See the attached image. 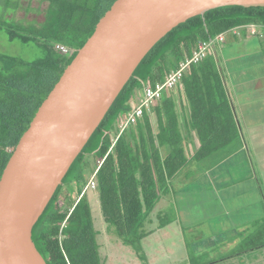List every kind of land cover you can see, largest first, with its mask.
Segmentation results:
<instances>
[{
  "label": "trees",
  "instance_id": "trees-1",
  "mask_svg": "<svg viewBox=\"0 0 264 264\" xmlns=\"http://www.w3.org/2000/svg\"><path fill=\"white\" fill-rule=\"evenodd\" d=\"M5 1L7 8L10 0ZM39 1L47 3L48 8L44 22L38 27L0 19V33L10 42L34 44L42 51L41 57L32 62L0 55V180L42 104L118 0ZM15 3L17 11L19 4ZM249 26L264 28V8L214 10L180 25L149 52L33 229V243L46 264H103L92 218L89 198L92 192L98 196L105 224L114 228L124 245L131 246L138 254L142 252L141 242L152 234L146 227L154 226L151 214L165 196L174 192L171 182L186 166L187 159L171 99L159 100L151 110L150 115H156L158 120L156 134L145 113L135 127L120 137L107 156L119 133L120 119L131 111L132 103H137L140 87L155 88L163 84L170 72L192 57L200 42ZM57 46L69 49L72 54L64 55ZM219 61L216 56L214 60L207 58L192 66L182 82L190 107V126L201 143L194 155L198 163L228 150L239 139L236 120L220 83ZM164 148L167 154L163 158L161 149ZM106 156L97 176V189L83 195L92 168L94 172L97 163ZM84 170L88 171L85 175ZM165 215L163 219L157 218L160 220L157 230L172 224L168 211ZM262 243L264 230L260 228L240 248L249 244L250 249L256 244L263 247Z\"/></svg>",
  "mask_w": 264,
  "mask_h": 264
},
{
  "label": "water",
  "instance_id": "water-1",
  "mask_svg": "<svg viewBox=\"0 0 264 264\" xmlns=\"http://www.w3.org/2000/svg\"><path fill=\"white\" fill-rule=\"evenodd\" d=\"M264 0H118L19 142L0 180V264H46L33 229L149 52L191 19Z\"/></svg>",
  "mask_w": 264,
  "mask_h": 264
},
{
  "label": "rangeland",
  "instance_id": "rangeland-1",
  "mask_svg": "<svg viewBox=\"0 0 264 264\" xmlns=\"http://www.w3.org/2000/svg\"><path fill=\"white\" fill-rule=\"evenodd\" d=\"M16 1L19 4L17 11L15 10ZM5 4V0H0V19H6L9 22L23 26L34 25L38 27L41 25L45 20V14L48 8L47 3H42L39 0H10L7 8H5ZM245 31H247L246 33L249 35L248 40L250 42H248V46L241 44L239 47H235V44L229 40L228 43L221 47L215 46V50L217 51L220 60L219 67L223 65L224 60L227 61L236 58L245 50H263V33L258 32V34L251 35L249 29H246ZM0 55L32 62L41 57L42 51L34 44L23 45L18 41L10 42L5 34L0 33ZM207 58L214 60L215 56L212 49ZM143 91L144 87L138 89V92L142 96ZM170 93L171 92H163L162 100L168 98ZM228 108H232L231 103H229ZM239 123L242 124V122ZM111 130H113V127ZM238 141L243 142L241 135ZM164 154L165 153L162 152L163 156ZM238 156H240V154H237L235 158L231 159L229 162V164H231L230 168L232 173L235 174V177H238L239 181H253V187L255 189L247 190V197H244V201L240 202L243 203V207L249 209L250 213L246 216H242L238 221L231 220V223L232 225L234 223L238 224L236 227L246 221L254 225L258 220V214L259 226L264 230V216L262 219V207H264V162L260 161L259 154H256V158L252 153L248 155L246 152V157L242 154L246 159L245 161H242V163L241 157L237 159ZM220 158V155H216L212 160L208 159L196 165L195 178L202 177L206 175V173L209 175L208 166L210 168L214 167V164L218 163ZM222 170V168H219L216 172L220 173ZM82 173L85 175L88 171L84 170ZM86 177L87 175L85 178ZM204 185L205 184L201 186L198 183L192 186H185V191L183 193H175L172 200V211H168V216L173 219L177 213H180V224L177 227L165 229L160 237L155 239L153 237L141 242V248H143V250L140 254H138L131 246L124 245L116 235L114 228L105 224L101 215L97 194L94 192L91 194L89 193V198L92 203V218L97 233V243L100 247L102 263L264 264V243L261 244L263 247H256L257 244L252 245L253 248H257L255 250H252L253 248L250 249L251 244L235 250H232L231 244L225 245L228 242H223L225 236H223L221 232L222 227L226 225L227 220L226 218H223L220 213L222 208L219 202L213 197H210V194L212 196L214 195L209 193L207 183L205 186ZM214 189L215 185L212 184L211 191H215ZM219 198H221V195ZM165 202L166 200L161 202L151 214L154 226L148 225V227H146L147 232L153 231L159 225L160 220L157 219L158 217L163 219L164 216H166V211L164 210L168 209V207ZM210 202H213V204L216 205V208H213L214 220L209 217L211 210ZM225 210H227V207H225ZM216 211H219V213H216ZM250 214L252 219L250 218ZM180 230L182 233H180ZM216 233L221 234V236H217ZM211 236L212 238H210ZM244 244L245 243L242 245ZM236 254L239 256L233 258Z\"/></svg>",
  "mask_w": 264,
  "mask_h": 264
},
{
  "label": "crops",
  "instance_id": "crops-1",
  "mask_svg": "<svg viewBox=\"0 0 264 264\" xmlns=\"http://www.w3.org/2000/svg\"><path fill=\"white\" fill-rule=\"evenodd\" d=\"M245 30L246 29H238L236 30V34L228 35L226 43H228L229 40L230 42L235 44V47H239L241 44L248 46V42H250L248 40L249 35H247V31L245 32ZM255 31L256 34H258V32H262L264 35V28L261 26H255ZM214 55L218 58L217 51H215ZM263 63V50H245L241 52L236 58H232L231 60L227 61L224 60L223 65L219 67L218 72L221 79L220 83L222 85V88L224 89L228 103L232 104L230 113L233 114L236 120V124L238 126V134L239 137L241 135L243 142L237 141L236 144L230 147L228 150L217 153L216 155H220L221 158L218 163L214 164V167L210 168L208 166L209 175H207L206 173V175L202 177L195 178L196 165H198L199 163L194 160V155L200 149L201 143L196 131H193L190 126V107L185 97L183 86L179 87L180 89L172 91L168 98H166L167 100L171 99L174 103V106H176L175 112L179 123L180 134L183 139V149L187 159V164L182 169V171L173 178L171 182L174 192H172L171 194L169 193V195L165 196L162 200V202L166 200L165 204L168 207V209L164 211H169V207L172 208V200L175 193H183L185 191V186H192L198 183L202 186L203 184L206 185L207 183L209 193H212L214 195L212 196L210 194V197H213L219 202L222 208L220 213L222 214V217L226 218L227 220L226 225L222 227L221 234L225 236V238H223V242H228L225 245L231 244L232 250L240 248L242 244L246 242V240H248L252 235H254L255 232H258V230L260 229L258 223V214V220L254 225L246 221L242 223L243 225L240 224L238 227H236V225L238 224L234 223L232 225L231 223V220L238 221V219H241L242 216H246L248 215V213H250L249 209L243 207V203L240 202H243V198L247 197V190H254L255 188L253 187V181H239L238 177H235V174L232 173L230 168L231 164H229V162L231 159H234L237 154H240L237 159L241 157L242 163V161L246 160L242 156V154H244V156L246 157V152L248 155L252 153L255 158L256 154H259L260 161L264 162ZM173 92L176 94H174ZM239 122H242V124H240ZM151 123L154 133L156 134L158 129V120L156 115H154V117L152 118ZM162 152L165 153L164 156L162 155V157L164 158L167 154L166 148L161 149V153ZM216 155L210 157L209 160L215 158ZM219 168L223 169L220 173L216 172V170ZM212 184L215 185V191H211ZM220 195L221 198H219ZM215 206L216 205H214L213 202H210L211 210L209 217L213 220L215 218L213 216V208H216ZM225 207H227V210H225ZM262 208L263 219L264 207ZM219 211H216V213H219ZM180 216V213H177L172 219V224L165 229L170 227H177L180 224ZM250 218L252 219L251 214ZM156 228L151 231L152 234L145 240L151 239L153 237L155 239L163 234V231L165 229L157 230ZM180 233H182L181 230ZM221 234L216 233L217 236H221ZM210 238H212V236Z\"/></svg>",
  "mask_w": 264,
  "mask_h": 264
},
{
  "label": "built area",
  "instance_id": "built-area-1",
  "mask_svg": "<svg viewBox=\"0 0 264 264\" xmlns=\"http://www.w3.org/2000/svg\"><path fill=\"white\" fill-rule=\"evenodd\" d=\"M245 29H249L252 35H255V26H249ZM238 30V29H236ZM236 30L229 32L227 34H222L216 37L209 42H200L198 44V48L196 51L193 52L191 58H187L184 62L179 65V68L175 71L170 72L163 84L157 85L155 88L152 87H145L143 91V96L137 92L136 97L138 99L137 103L131 104V111H129L126 115H124L119 122L118 130L119 133L116 138L113 140V145L111 150L115 147L120 137L128 131L130 128L137 125V123L144 117L145 112L150 113L151 110L157 105L159 100H162L163 92H170L176 90L178 87L182 85L183 80L190 73V69L192 66H197L201 64L203 61L211 53V49L215 54V46L221 47L223 46L227 39L228 35L236 34ZM57 48L64 54V55H71L72 51L67 48L57 46ZM110 150V151H111ZM102 165V162L99 163V166ZM94 184H91V187L94 188Z\"/></svg>",
  "mask_w": 264,
  "mask_h": 264
},
{
  "label": "clouds",
  "instance_id": "clouds-1",
  "mask_svg": "<svg viewBox=\"0 0 264 264\" xmlns=\"http://www.w3.org/2000/svg\"><path fill=\"white\" fill-rule=\"evenodd\" d=\"M182 86V85H181ZM180 86V87H181ZM156 107V106H155ZM154 107V108H155ZM153 111H151L150 113H152ZM145 113H147V112H145ZM150 113H147L148 114V116L150 117V119L152 120V116L150 115ZM145 115V114H144ZM143 119V118H142ZM141 119V120H142ZM140 120V121H141ZM135 127V126H134ZM116 146V145H115ZM111 150V149H110ZM109 150V152H108V154H107V156L110 154V153H112V151L114 150V148L110 151ZM107 156L103 159V161H100V162H102V165L101 166H99V163H97L98 164V166H97V168L96 169H94V172H93V168H92V175L90 176V180H89V182H88V184L84 187V189H83V192H82V194L84 195L85 194V192L86 191H88V190H96L97 189V176H98V174H99V172H100V168L103 166V164H104V162H105V160L107 159ZM91 184H94L95 186H94V188H92L91 187Z\"/></svg>",
  "mask_w": 264,
  "mask_h": 264
}]
</instances>
